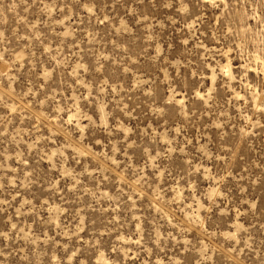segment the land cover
<instances>
[{
    "label": "rangeland",
    "instance_id": "1",
    "mask_svg": "<svg viewBox=\"0 0 264 264\" xmlns=\"http://www.w3.org/2000/svg\"><path fill=\"white\" fill-rule=\"evenodd\" d=\"M0 264H264V0H0Z\"/></svg>",
    "mask_w": 264,
    "mask_h": 264
}]
</instances>
